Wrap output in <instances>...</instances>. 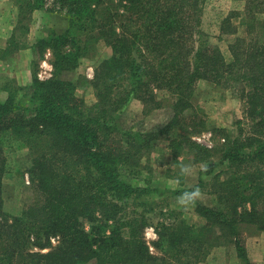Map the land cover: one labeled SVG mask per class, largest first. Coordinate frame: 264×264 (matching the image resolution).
<instances>
[{
    "label": "trees",
    "instance_id": "1",
    "mask_svg": "<svg viewBox=\"0 0 264 264\" xmlns=\"http://www.w3.org/2000/svg\"><path fill=\"white\" fill-rule=\"evenodd\" d=\"M112 1L16 0L19 16L29 14L28 23L34 10L51 2L50 11L64 14L69 29L62 33L52 29L51 36L37 42V51L38 44L43 51L52 50L54 72L46 80L34 76L31 107L18 99L19 89L14 88H9L8 99L0 101V264H87L94 259L97 264H197L215 246L232 239L240 257L252 264L242 244V227L252 224L264 230V38L254 36L249 43L239 39L245 48L233 44L234 60L227 62L220 49L195 46L204 0H120L125 2L116 9L123 4L132 13L120 27L104 5ZM28 23L22 26L26 30ZM89 26L111 34L108 43L113 54L96 69L92 81L96 101L87 107L77 95L76 81L66 74L77 68L83 54L85 37L76 32H88ZM146 76L157 87H174L184 96L201 78L213 82L244 78L251 87L247 106L255 129L253 135L217 143L212 149L175 133L195 152L196 160L206 164L200 182L177 193L201 190L203 176L218 164L235 170L225 181L216 179L219 206L198 205L204 225L185 219L156 225L165 248L163 257L151 252L144 237V213L128 210V199L140 200L142 192L152 189L133 186L121 175L123 169L139 163L144 150L152 149L169 124L134 133L118 122L119 111ZM7 134L30 145L29 173L35 190L32 203L14 217L3 210L1 195ZM243 164L248 170L241 172L243 168L236 167ZM245 179L250 183H243ZM228 197L232 211L223 203ZM247 202L249 208L244 207ZM83 219L92 223L90 230ZM54 236H59L56 245L51 242Z\"/></svg>",
    "mask_w": 264,
    "mask_h": 264
},
{
    "label": "rangeland",
    "instance_id": "2",
    "mask_svg": "<svg viewBox=\"0 0 264 264\" xmlns=\"http://www.w3.org/2000/svg\"><path fill=\"white\" fill-rule=\"evenodd\" d=\"M16 1V0H15ZM23 2V0H20ZM125 1L113 0L104 5L110 8L112 20L115 26L120 27L122 23L131 15V11H126L118 5ZM50 2L49 9L53 8ZM120 12V14H119ZM58 17L52 18L55 30L59 27L62 32L69 29V20L64 14H56ZM60 13V12H59ZM126 15V16H125ZM29 14H22L19 19L28 23ZM27 18V19H26ZM21 24V23H20ZM19 25L20 36L26 29ZM90 31V33H89ZM83 30L76 36H84L82 44V56L77 68L68 72L66 77L76 81L77 95L84 99L87 107L92 106L96 101L95 90L92 81L96 74L99 64L113 54L112 46L108 43L111 34L96 28L92 31ZM60 32V33H62ZM87 32V33H86ZM49 34V32H48ZM49 34V36H51ZM254 36L264 38V0H204L199 33L195 35L196 47L206 46L218 48L222 52L227 62L234 60L233 44H239V39H244L246 43L254 41ZM82 38V37H80ZM241 49L245 48L239 44ZM43 46L38 44L37 57L33 62L34 76L46 80L53 76V55L48 57V64ZM44 64V66H43ZM52 69V74L45 73ZM50 72V71H49ZM45 76V78L40 77ZM149 76L145 77V82L139 87L136 93H132L126 105L118 113V122L124 130H131L139 133L162 129L168 122L163 135L154 141L152 149H145L141 160L137 165L129 166L121 172L122 178L129 181L133 186H140L145 189H152L151 192H142L141 199H128V210L130 212L138 210L143 212L146 217V224L143 228L144 237L150 246L151 252L165 256V248L161 244V239L156 232V225L164 220L185 219L190 224L202 226L206 219L198 212V205H208L217 207L220 205L218 194L215 193L219 188L216 179L227 180L235 168L217 165L210 175H204L205 185L201 189V197L194 205L187 208L178 205L177 200L182 193L178 190L190 188L200 182L201 171L205 168L203 161L196 160L195 152L190 150L185 142L176 138L175 133L183 134L192 138L201 145L214 148L217 143H225L236 137L245 138L254 134L252 127L253 120L248 116V91L251 88L248 81L222 79L221 82H213L207 78H201L193 84L192 91L185 96L178 94L172 88H159L156 82H151ZM129 89L132 85L127 84ZM11 88L19 89L18 99L25 106L31 107V85L21 87L11 82ZM217 128L222 129L220 131ZM173 139L170 140L169 137ZM4 151L6 155L7 170L4 174L1 195L4 200L3 210L9 216H19L32 203L35 195L33 180L29 173L31 165V148L22 140L15 136L6 135L4 140ZM216 161L220 156L215 154ZM248 163V162H246ZM250 163V162H249ZM263 169H264V162ZM182 164L191 166V174L180 176V166ZM243 168L245 171L248 167ZM254 172V168L251 169ZM254 180V175L252 177ZM250 179H245L243 183ZM264 182V174L262 176ZM247 185V184H246ZM155 190V191H154ZM251 195V190L246 191ZM230 197L224 198L223 203L228 205V210L232 211ZM142 202L143 205H138ZM250 202L244 203V207L249 208ZM241 208V207H240ZM86 229H91V222L83 219ZM243 247L248 254L252 264H264V230L243 224ZM232 238V237H231ZM52 245L59 242V236H54ZM159 246L156 247L155 242ZM45 242V240H44ZM38 248L35 245L31 247ZM49 250L48 248L43 251ZM87 264H97L94 259ZM197 264H247L240 257L235 241L226 240L223 244L215 246Z\"/></svg>",
    "mask_w": 264,
    "mask_h": 264
},
{
    "label": "crops",
    "instance_id": "3",
    "mask_svg": "<svg viewBox=\"0 0 264 264\" xmlns=\"http://www.w3.org/2000/svg\"><path fill=\"white\" fill-rule=\"evenodd\" d=\"M48 6L49 4L34 10L28 29L20 36L18 4L15 0H0V101H5L10 96L11 82L21 87H29L32 84L37 42L48 35L50 27H54L51 19L58 17L50 13ZM60 29L57 27L56 32L60 33L65 28ZM51 55L52 50L46 49L44 63L47 61L51 64L47 60ZM47 69L45 73L51 75L53 68ZM40 77L45 78L43 75Z\"/></svg>",
    "mask_w": 264,
    "mask_h": 264
},
{
    "label": "clouds",
    "instance_id": "4",
    "mask_svg": "<svg viewBox=\"0 0 264 264\" xmlns=\"http://www.w3.org/2000/svg\"><path fill=\"white\" fill-rule=\"evenodd\" d=\"M191 166L182 164L180 166L179 175L180 176H187L191 174ZM202 193L199 187H195L191 191H185L177 200L179 206L187 208L195 204L197 199L201 197Z\"/></svg>",
    "mask_w": 264,
    "mask_h": 264
}]
</instances>
